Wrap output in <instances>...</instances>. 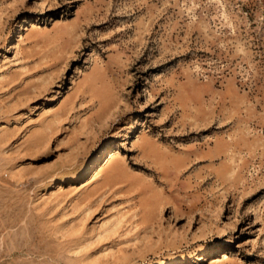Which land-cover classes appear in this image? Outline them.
<instances>
[{
	"label": "rangeland",
	"instance_id": "1",
	"mask_svg": "<svg viewBox=\"0 0 264 264\" xmlns=\"http://www.w3.org/2000/svg\"><path fill=\"white\" fill-rule=\"evenodd\" d=\"M0 264H264V0H0Z\"/></svg>",
	"mask_w": 264,
	"mask_h": 264
}]
</instances>
